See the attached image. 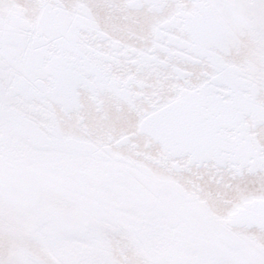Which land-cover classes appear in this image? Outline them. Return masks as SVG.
<instances>
[{"label": "snow or ice", "instance_id": "snow-or-ice-1", "mask_svg": "<svg viewBox=\"0 0 264 264\" xmlns=\"http://www.w3.org/2000/svg\"><path fill=\"white\" fill-rule=\"evenodd\" d=\"M0 264H264V0H0Z\"/></svg>", "mask_w": 264, "mask_h": 264}]
</instances>
